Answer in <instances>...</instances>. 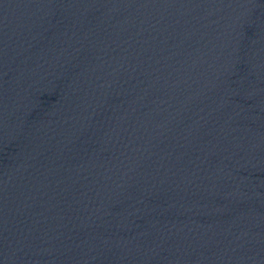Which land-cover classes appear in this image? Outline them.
I'll return each mask as SVG.
<instances>
[{
    "label": "water",
    "instance_id": "obj_1",
    "mask_svg": "<svg viewBox=\"0 0 264 264\" xmlns=\"http://www.w3.org/2000/svg\"><path fill=\"white\" fill-rule=\"evenodd\" d=\"M0 264H264V0H0Z\"/></svg>",
    "mask_w": 264,
    "mask_h": 264
}]
</instances>
